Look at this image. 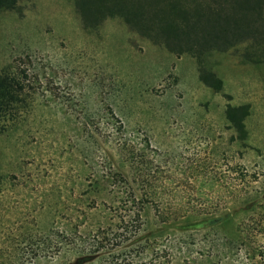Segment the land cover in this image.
I'll use <instances>...</instances> for the list:
<instances>
[{"label": "rangeland", "instance_id": "1", "mask_svg": "<svg viewBox=\"0 0 264 264\" xmlns=\"http://www.w3.org/2000/svg\"><path fill=\"white\" fill-rule=\"evenodd\" d=\"M248 45L204 57L216 89L200 79L195 56L144 39L120 18L85 28L74 0L0 8V72L25 80L31 104L22 122L0 134V225L36 209L41 227L74 235L58 255L32 264H264V59H250ZM228 104L250 106L245 142ZM111 109L126 133L155 148L146 160L160 191L165 185L172 198L226 201L244 193L235 187L241 181L259 206L246 217L238 207L227 216L203 212L207 226L179 229L172 218L180 212L164 220L147 204L127 226L100 234L102 252L90 251L89 223H112L115 214L81 212L90 192L79 195V187L89 191L95 167L108 166ZM241 170L249 180L238 178ZM42 200L51 206L41 209Z\"/></svg>", "mask_w": 264, "mask_h": 264}, {"label": "trees", "instance_id": "2", "mask_svg": "<svg viewBox=\"0 0 264 264\" xmlns=\"http://www.w3.org/2000/svg\"><path fill=\"white\" fill-rule=\"evenodd\" d=\"M19 1L0 0V8L13 9ZM74 3L87 29H96L107 18L117 17L144 39L175 54L195 56L200 79L216 89L221 88L220 81L203 65L208 54L248 43L246 55L255 61L264 59V0H74ZM27 96L22 77L8 70L0 72V134L9 132L25 119L26 109L31 106ZM249 110V104H228L227 107L228 118L243 142L247 139L245 119ZM109 121L112 130L106 137L108 147L105 156L108 166L106 170L98 165L95 167L89 191L82 188V184L79 187V195L90 192V196L82 201L81 212L88 214L93 209H108L115 214L111 218L112 223L101 218L89 223L85 234L92 241L90 251L102 252L107 238H101L100 234L112 228L113 224L116 227L127 226L134 217L140 216L147 204L153 205L164 220L169 219L167 212H180L172 218L179 229H187L191 223L196 228L207 226L209 217L203 212H223L227 216L238 207L246 217L253 206H259V201L250 202L253 198L241 181L235 187L240 185L244 193L236 195L235 202H214L185 195L172 198L167 193V186L163 185L160 191L158 184L152 181L151 160L146 159H149L147 152L155 148L141 144L126 133L112 109ZM247 173V170H241L238 178L249 180ZM173 189L178 191L171 186L170 191ZM49 203L42 200L40 208L50 207ZM35 211L0 225V264H32L39 258L55 257L67 245L66 237L74 236L67 230L41 227ZM210 217L215 222L220 219L216 214Z\"/></svg>", "mask_w": 264, "mask_h": 264}]
</instances>
